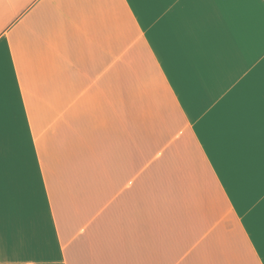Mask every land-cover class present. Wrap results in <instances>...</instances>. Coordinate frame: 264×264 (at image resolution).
Returning <instances> with one entry per match:
<instances>
[{
  "label": "crops",
  "instance_id": "1",
  "mask_svg": "<svg viewBox=\"0 0 264 264\" xmlns=\"http://www.w3.org/2000/svg\"><path fill=\"white\" fill-rule=\"evenodd\" d=\"M0 264H264V0H0Z\"/></svg>",
  "mask_w": 264,
  "mask_h": 264
}]
</instances>
